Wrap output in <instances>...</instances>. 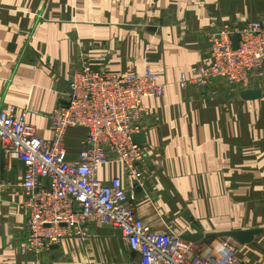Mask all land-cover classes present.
<instances>
[{
  "label": "crops",
  "instance_id": "0c3cea01",
  "mask_svg": "<svg viewBox=\"0 0 264 264\" xmlns=\"http://www.w3.org/2000/svg\"><path fill=\"white\" fill-rule=\"evenodd\" d=\"M253 19L264 20V0H0V106L24 111L37 136L48 139L49 117L67 99L82 60L118 73L149 65L165 93L143 99L139 124L147 158L143 187H134L136 215L181 236L261 229L249 243L231 240L241 260L264 264V79L249 88L261 92L250 100L222 79L206 88L177 83L205 58L217 26ZM84 139L85 129L67 130V159ZM1 155L0 143V264L138 258L117 230L93 223L80 239L65 237L39 255L22 251L23 165ZM98 176L120 177L133 188L117 162L104 164Z\"/></svg>",
  "mask_w": 264,
  "mask_h": 264
},
{
  "label": "built area",
  "instance_id": "2783aa9c",
  "mask_svg": "<svg viewBox=\"0 0 264 264\" xmlns=\"http://www.w3.org/2000/svg\"><path fill=\"white\" fill-rule=\"evenodd\" d=\"M207 42L202 62L190 73H180L181 89L206 88L222 79L244 90L264 79V20L222 24ZM68 87L67 99L49 117L48 139L37 136L24 111L0 106L3 157L23 165L18 186L28 215L22 251L39 254L65 237L80 239L93 223L117 230L138 254L139 264H248L231 238L187 240L172 227L153 229L135 213L134 187H143L147 151L132 136L140 132L143 99L165 93V83L149 65L143 72L118 73L92 69L82 60ZM76 127L85 129V139L69 160L66 132ZM108 162L122 165L133 188L125 187L120 177L99 178V169Z\"/></svg>",
  "mask_w": 264,
  "mask_h": 264
},
{
  "label": "water",
  "instance_id": "95a60500",
  "mask_svg": "<svg viewBox=\"0 0 264 264\" xmlns=\"http://www.w3.org/2000/svg\"><path fill=\"white\" fill-rule=\"evenodd\" d=\"M238 36L234 37V48L237 47ZM240 97L244 100L256 99L260 97V90L258 89H244L240 91ZM134 142L142 143L144 142V134L142 132L136 133L132 136ZM3 157V154L1 155ZM261 232V229H247V230H234V231H226L219 233H188L182 235L184 239L196 241L199 239H203L205 242H209L213 239H219L223 237L232 238L237 241L239 244H246L252 241L253 237ZM133 253H136L132 251Z\"/></svg>",
  "mask_w": 264,
  "mask_h": 264
},
{
  "label": "rangeland",
  "instance_id": "374dc122",
  "mask_svg": "<svg viewBox=\"0 0 264 264\" xmlns=\"http://www.w3.org/2000/svg\"><path fill=\"white\" fill-rule=\"evenodd\" d=\"M27 211H28V209H27ZM27 215H28V212H27ZM117 236H118V234H117ZM119 238H121L120 236H118ZM118 238V239H119ZM232 239V238H231ZM24 240V239H23ZM120 240V239H119ZM120 241H122V240H120ZM22 242H24V241H22ZM55 245V244H54ZM125 246V249L127 250V247H126V245H124ZM41 253V252H40ZM39 253V254H40ZM32 254L33 255H39V254H35L34 252H32ZM115 264H122V261L121 260H119V256H116V259H115ZM125 264H127V261L125 262ZM130 264H139V259L137 258V257H131L130 258Z\"/></svg>",
  "mask_w": 264,
  "mask_h": 264
}]
</instances>
